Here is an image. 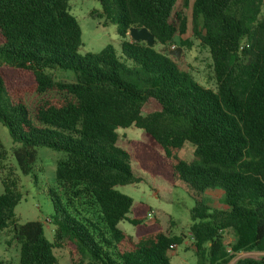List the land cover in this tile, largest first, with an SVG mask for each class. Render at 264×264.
Returning <instances> with one entry per match:
<instances>
[{
    "label": "trees",
    "instance_id": "trees-1",
    "mask_svg": "<svg viewBox=\"0 0 264 264\" xmlns=\"http://www.w3.org/2000/svg\"><path fill=\"white\" fill-rule=\"evenodd\" d=\"M98 1L104 25L116 23L123 38L146 27L154 45L131 38L121 54L112 45L80 54L82 29L70 0H0V122L16 145L13 157L30 174L38 170L39 147L64 154L49 191L50 242L41 221L15 220L19 176L5 171L0 138V233L12 227L19 264H58L55 248L70 244L87 264H173L168 253L185 235L148 222L152 207L119 190L143 182L132 159L193 199L189 234L197 264L264 252V0H184L191 2L195 35L210 51L215 89L155 47L186 33L187 17L174 13L179 0ZM55 71L73 79H57ZM149 99L161 108L144 114ZM130 127L152 143L121 147L118 130ZM187 143L191 160L182 156ZM212 190L222 193L218 207L204 196ZM125 220L135 234L119 228ZM234 264H264V255Z\"/></svg>",
    "mask_w": 264,
    "mask_h": 264
},
{
    "label": "rangeland",
    "instance_id": "rangeland-1",
    "mask_svg": "<svg viewBox=\"0 0 264 264\" xmlns=\"http://www.w3.org/2000/svg\"><path fill=\"white\" fill-rule=\"evenodd\" d=\"M70 10L78 20L82 29V46L80 54L86 52L98 53L107 45L114 46L121 54L122 44L131 40L130 33L121 37L116 23L104 25V19L99 16L101 4L98 0H70ZM182 12L188 19L187 31L183 35L175 38V41L166 45L157 44L158 50H163L182 69L192 74L193 78L206 87L216 88L212 58L209 49L204 46L201 40L195 35L194 23L191 16L190 5H185L184 0H179L174 13ZM180 40H186L188 44H181ZM174 47V48H173ZM179 50V54L176 51ZM55 77L60 80H72L73 74L70 72L55 71ZM160 104L149 99L144 108V114L159 110ZM118 144L121 147L131 149L130 140H140L152 143L148 134L139 128H120ZM0 138L4 143L8 157L4 161L5 171L13 169L18 174V188L22 193V199L15 208V220L18 223L27 221H41L44 225L46 238L54 241L55 225L51 221L54 214V203L49 195V191L56 189L55 170L57 161L64 154L51 148L41 146L38 148L39 157L36 171L30 174L22 173L13 157L12 149L16 146L12 141L7 127L0 122ZM185 159H193V146L187 143L183 150ZM137 175L143 177V182L137 185L120 186L119 190L132 197L134 203H147L152 207L153 219L149 222L159 220L164 228L170 230L172 235L184 234L182 244L174 250L169 251V257L173 264H197L198 258L193 249L189 228L192 223L190 212L194 205L193 199L181 187H174L159 176H154L140 170L135 159L131 161ZM37 175V177L35 176ZM0 174V194L4 192V185L1 182ZM207 202L211 206H220L222 193L220 190H212L204 194ZM119 228L133 235L135 227L128 221L118 224ZM231 233L225 234V243H230ZM12 227L0 233V264H19L20 246L11 239ZM70 246L55 248L54 252L58 258V264H87V260L80 256H74L70 251ZM258 256V255H257ZM235 260L231 261L233 264Z\"/></svg>",
    "mask_w": 264,
    "mask_h": 264
},
{
    "label": "water",
    "instance_id": "water-1",
    "mask_svg": "<svg viewBox=\"0 0 264 264\" xmlns=\"http://www.w3.org/2000/svg\"><path fill=\"white\" fill-rule=\"evenodd\" d=\"M129 33L131 35V38L135 41H145L149 46L154 45L155 37L146 27H132L130 28ZM179 50L180 49L176 51L177 55L179 54Z\"/></svg>",
    "mask_w": 264,
    "mask_h": 264
},
{
    "label": "crops",
    "instance_id": "crops-1",
    "mask_svg": "<svg viewBox=\"0 0 264 264\" xmlns=\"http://www.w3.org/2000/svg\"><path fill=\"white\" fill-rule=\"evenodd\" d=\"M150 220L148 219V222ZM230 242L233 241V237L231 236L229 239ZM258 255V256H257ZM264 255V252H258V251H251V252H240L237 254V256L233 259V260H237L239 258H247V257H252V258H260L261 256ZM232 260V261H233ZM235 261L233 262V264L235 263ZM230 264V263H229Z\"/></svg>",
    "mask_w": 264,
    "mask_h": 264
},
{
    "label": "built area",
    "instance_id": "built-area-1",
    "mask_svg": "<svg viewBox=\"0 0 264 264\" xmlns=\"http://www.w3.org/2000/svg\"><path fill=\"white\" fill-rule=\"evenodd\" d=\"M174 48V47H173ZM154 217H153V212H151V213H149V215H148V219L150 220V219H153Z\"/></svg>",
    "mask_w": 264,
    "mask_h": 264
}]
</instances>
